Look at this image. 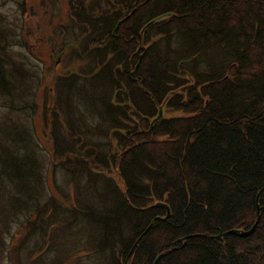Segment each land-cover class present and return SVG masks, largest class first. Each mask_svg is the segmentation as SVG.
Segmentation results:
<instances>
[{"label":"trees","instance_id":"16d2710c","mask_svg":"<svg viewBox=\"0 0 264 264\" xmlns=\"http://www.w3.org/2000/svg\"><path fill=\"white\" fill-rule=\"evenodd\" d=\"M88 6L78 5L85 26L64 43L82 64L56 77L42 119L52 159L73 179L85 173L103 182V190L95 189L98 223L88 227L87 249L99 253L97 264H264V0H93ZM97 6L100 12H86ZM8 34L0 24V94L27 85ZM163 105L183 115L157 117ZM4 128L0 141L16 130ZM96 135L108 137L106 151ZM16 158L0 142V175L7 178L0 182V245L8 222L34 203L43 182L33 161ZM112 168L123 188L104 176ZM110 183L119 205L108 198ZM52 197L49 217L83 225L78 216L90 205L82 197L78 205L64 203L72 216ZM158 202L167 205V216ZM254 222L247 236H218ZM94 231L99 237L92 239ZM39 254L24 264H36ZM61 258L53 264H64Z\"/></svg>","mask_w":264,"mask_h":264},{"label":"rangeland","instance_id":"374dc122","mask_svg":"<svg viewBox=\"0 0 264 264\" xmlns=\"http://www.w3.org/2000/svg\"><path fill=\"white\" fill-rule=\"evenodd\" d=\"M92 1L0 0V24L9 32L8 40L13 42L10 48L12 56L15 61L22 62L23 72L25 71L24 81L27 82L26 87H23L21 83L11 89L9 93L0 94V130L7 126L16 129L12 136L7 135L4 138L5 141L1 140L0 142L2 145L9 144L12 147V152L13 149L15 150L18 155L17 160L33 161L37 172L41 174V181L43 180L42 184H38L40 190L34 203L31 205L32 199L29 203L30 206L24 210L18 208L12 221L8 222L7 230L2 233L0 264H24L26 259L34 253H40L38 260H35L36 264H53L56 256L62 257L61 260L64 264L68 259L71 264H97L99 261V253L93 249H87L90 247L91 241L88 227L91 224L95 227L98 223V214L93 211V208L97 210L99 206L95 189L103 190V182L94 181L91 177H86L85 173L73 179L69 175L70 173L61 166L58 157L54 156L56 158L52 159L53 147L48 123L42 119L43 110L47 112L50 108L54 93L57 91L55 88L56 77L76 71L77 67L82 64L81 60H73L69 57V51L64 47V43L65 41L71 42L73 37L80 33L81 27L78 26L81 24L85 26L83 18L76 14L78 5L82 6V11L86 6L89 8L88 4ZM87 11L90 14H95L101 11V7L97 6L95 9ZM74 31H76L75 34ZM152 37L153 39L159 38L158 35H152ZM149 43L145 44V47ZM17 81L20 82L18 79ZM34 103L36 107H33ZM161 112L163 117L183 115L182 112L166 107V105H163ZM93 115L96 116L94 121L100 119L98 114ZM52 122L53 120H51ZM87 123L92 124L91 120H87ZM13 125L16 127H11ZM4 130L8 129L4 128ZM96 136L93 139L96 143L103 144L101 151H106L107 145L104 142L108 137ZM8 148L10 149V147ZM26 154L29 157H22ZM2 167L0 162V170ZM104 174L109 182L113 179L117 188H123L114 168ZM3 178L7 179L4 175H0V182ZM76 183L79 186H76ZM6 184L9 185V182ZM111 186V183L107 185L108 198H112L114 203L115 201L118 203L117 194L119 195V193L118 191L117 194L114 193ZM111 191L114 196L111 195ZM52 195L60 199L55 198L56 205L63 207H66L64 203L78 205V196L82 197L84 202L91 206H89L88 213L86 210H82L81 215L78 216V218L84 219L83 225L60 222L61 214H58L55 220L54 217H49ZM80 205L87 204L81 203ZM36 206L38 208H34ZM66 208V214L72 216V208ZM73 209L75 210V208ZM126 214L129 215V212ZM127 215H123L124 225L126 218H130ZM91 234L92 239L99 237V233L96 231ZM94 235L97 237H93ZM256 244L258 241L250 243V245ZM84 248L87 253L77 256L76 253L83 252Z\"/></svg>","mask_w":264,"mask_h":264},{"label":"water","instance_id":"95a60500","mask_svg":"<svg viewBox=\"0 0 264 264\" xmlns=\"http://www.w3.org/2000/svg\"><path fill=\"white\" fill-rule=\"evenodd\" d=\"M157 117H161V109L160 108L158 110V116ZM158 204L160 206H163V207L166 208V210H167L166 216H167L169 214L167 205L165 203H163V202H158ZM255 226H256V222H254L253 225L247 230L233 228V229H229V230H226L224 232L219 233L218 236L223 235V234H235V235H239V236H247V235H249V234H251L253 232ZM158 257H160V255L157 256V258Z\"/></svg>","mask_w":264,"mask_h":264},{"label":"bare ground","instance_id":"6f19581e","mask_svg":"<svg viewBox=\"0 0 264 264\" xmlns=\"http://www.w3.org/2000/svg\"><path fill=\"white\" fill-rule=\"evenodd\" d=\"M160 109H162V108H160ZM159 110V109H158ZM161 115H162V112H161Z\"/></svg>","mask_w":264,"mask_h":264}]
</instances>
